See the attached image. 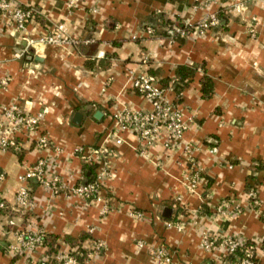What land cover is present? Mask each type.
Here are the masks:
<instances>
[{"label": "crops", "instance_id": "1", "mask_svg": "<svg viewBox=\"0 0 264 264\" xmlns=\"http://www.w3.org/2000/svg\"><path fill=\"white\" fill-rule=\"evenodd\" d=\"M19 1L33 17L24 34L11 31L8 17L0 15V105L44 115L34 138L22 140L18 151H0V264L49 259L43 247L22 251V232L58 237L60 252L69 251L64 238L85 235L84 248L102 244L96 264H155L154 248H166L172 264H220L222 250L200 247L207 232L255 243L256 264H264V0L241 14L226 9L225 0H77L72 8L67 0ZM210 13L223 16L201 36L172 39L144 31L160 19L195 25ZM252 19L258 22L254 37L248 33ZM58 24L68 37L63 44L26 43ZM179 67L197 70L179 82ZM139 74L155 77L181 112L178 142L164 147L162 128L152 146L142 148L130 131L114 144V113L152 109L131 88ZM204 75L213 84L210 97L201 93ZM39 137L48 147L38 149ZM185 145L198 173L193 188ZM99 147L113 156L98 199L52 194L31 181L33 208L17 209L18 176L31 165L44 159L49 172L72 188L85 182L83 166L89 164L81 158Z\"/></svg>", "mask_w": 264, "mask_h": 264}, {"label": "built area", "instance_id": "2", "mask_svg": "<svg viewBox=\"0 0 264 264\" xmlns=\"http://www.w3.org/2000/svg\"><path fill=\"white\" fill-rule=\"evenodd\" d=\"M206 3H212L214 0H203ZM228 4L226 9L241 14L246 10L249 4L257 0H225ZM77 3V0H67L66 5L72 8ZM225 9V10H226ZM0 15L8 17V26L13 32H26L28 23L32 20V12L29 9L23 8L19 0H0ZM251 21H255L252 19ZM220 24V19L217 13H210L205 18L200 20L195 25H184L192 27L193 31L188 33L183 28L176 27L174 34L178 38H188L192 35H203L209 29L217 28ZM7 26V25H6ZM251 34L254 31L253 25L249 24L248 29ZM145 33L148 36L153 35L151 27L145 28ZM68 40L65 29L62 25L58 24L54 30L36 42L26 40L30 47L36 45L42 46L46 44L60 45ZM5 85V83H3ZM131 88L134 92L147 98L151 102L152 109L150 111H125L122 113H114L112 116V125L115 128L112 134L113 142L116 146L123 143L121 133L130 131L134 133L139 141L143 144L142 148L154 145L160 130L164 128L168 136L165 138L164 147L168 144L178 142L184 131V124L181 112L174 107L172 102L168 99L166 92L162 86L159 85L158 80L146 74H139L132 78ZM44 112L31 115L28 114L19 104H11L9 106L0 105V151H18L20 142L22 140H29L39 131L40 121ZM36 146L38 149H45L48 147L47 139L44 137L37 138ZM184 152L188 156V171L187 177L188 184L191 188L194 187L197 181L198 173L196 166L191 158V148L188 145L184 146ZM77 149L76 152H80ZM215 149L210 150L211 153ZM143 153V150L141 151ZM113 156V152L107 147L94 148L90 154L82 157L81 159L86 164H94L97 166L96 183L76 185L68 188L65 184L55 175L49 172V167L44 159L38 160L31 165L27 171L18 176L20 183L16 196V207L20 211H30L33 208L32 203V189L29 182H35L40 186L50 190L52 194H72L84 199L87 202H92L98 199L100 193V185L104 176L108 173V157ZM5 179V174L0 170V183ZM94 198V199H92ZM249 198L254 201L253 193H250ZM0 209H5V205L0 199ZM141 214H136V217H141ZM264 221V215L262 216ZM170 225V223H168ZM41 236L39 233L22 232L19 234V243L21 250L31 251L39 248L41 245ZM245 241L236 238L225 237H211L207 232L201 233L200 247L205 252H216L217 250L223 251V257L219 260L220 264H256V250L258 246H249L243 248ZM102 248L100 242L94 243L87 250V260L84 264H96L94 256ZM239 250L242 253L241 259L238 263H231L228 257L233 256L235 251ZM150 256L155 264H172L171 253L166 248L150 249ZM47 260H40L31 264H49ZM58 264H78L77 261L68 255V252H59L56 257Z\"/></svg>", "mask_w": 264, "mask_h": 264}, {"label": "trees", "instance_id": "3", "mask_svg": "<svg viewBox=\"0 0 264 264\" xmlns=\"http://www.w3.org/2000/svg\"><path fill=\"white\" fill-rule=\"evenodd\" d=\"M223 14H218V18H222ZM176 27L183 28L186 32L190 33L193 31L192 27L184 26L179 23H171L169 21H165L163 19H160L158 21V24L155 27H151L153 29V37H170V38H176L177 35L174 34V29ZM157 29H161V32H157ZM186 38V37H185ZM197 70V67L193 68H187V67H179L176 71V77L179 82H182L185 80V78H192ZM213 90V84L209 77L203 76L201 80V93L203 97H210ZM91 166V167H89ZM88 167L86 165L83 166L84 170V179L85 182L79 183L78 185L82 184H92L96 183V168L97 166L94 164H89ZM94 199V198H92ZM177 210L178 208H174ZM202 211L200 210L199 213ZM168 222H173L172 220H166ZM175 221V220H174ZM41 236V246L45 248L46 250V256L49 258L46 262L49 264H58L56 261V257L59 255V246L57 244L58 237L48 234H40ZM85 235L80 236L77 240H73L72 238L66 237L64 238V243L69 247L68 255L73 257L78 264H84L87 260V250L90 248H84L82 246L83 239H85ZM96 243V241H95ZM255 243L250 241H245L243 244V248L254 246ZM264 246L261 245V248ZM103 249H100L98 251V254L102 252ZM242 253L239 250L235 251V254L233 256L228 257V260L231 263H238V261L241 259Z\"/></svg>", "mask_w": 264, "mask_h": 264}, {"label": "rangeland", "instance_id": "4", "mask_svg": "<svg viewBox=\"0 0 264 264\" xmlns=\"http://www.w3.org/2000/svg\"><path fill=\"white\" fill-rule=\"evenodd\" d=\"M250 24L253 25V27H254V31H253V33L251 34V32L248 30V33L250 34L251 37H254V36H255V29H256V27H258V22H257L256 20H255V21H250ZM248 29H249V28H248ZM205 33H206V32H205ZM205 33H204V34H205ZM194 36L197 37V36H201V35H197V34H196V35H192L191 38H193ZM140 218H141V217H140Z\"/></svg>", "mask_w": 264, "mask_h": 264}, {"label": "water", "instance_id": "5", "mask_svg": "<svg viewBox=\"0 0 264 264\" xmlns=\"http://www.w3.org/2000/svg\"><path fill=\"white\" fill-rule=\"evenodd\" d=\"M100 116H101L100 112H96L95 117L96 118H99ZM75 118H79V116L77 115ZM170 211L171 210H169V209L164 210L163 216L166 217V218H168V216L170 214Z\"/></svg>", "mask_w": 264, "mask_h": 264}]
</instances>
